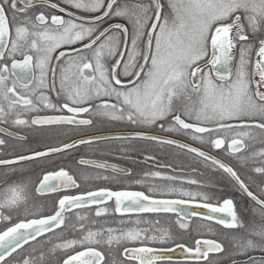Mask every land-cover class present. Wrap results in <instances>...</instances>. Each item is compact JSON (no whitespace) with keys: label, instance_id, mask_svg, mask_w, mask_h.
Masks as SVG:
<instances>
[{"label":"snow or ice","instance_id":"6c2138e0","mask_svg":"<svg viewBox=\"0 0 264 264\" xmlns=\"http://www.w3.org/2000/svg\"><path fill=\"white\" fill-rule=\"evenodd\" d=\"M98 120L138 130L86 138ZM13 128L68 131L28 154L0 138V166L40 169L35 185L0 187V264H214L210 254L264 264V147L249 151L264 145V0H0V134L26 139ZM99 141L121 142L126 158L132 141L184 150L230 177L259 219L245 221L232 197L185 189L204 185L151 154L134 178L144 191L83 188L58 158ZM33 193L57 195L49 208ZM162 215L174 216L169 226ZM192 217L209 234L212 224L239 233L225 236L232 251L218 238L178 242Z\"/></svg>","mask_w":264,"mask_h":264},{"label":"flooded vegetation","instance_id":"af4514ba","mask_svg":"<svg viewBox=\"0 0 264 264\" xmlns=\"http://www.w3.org/2000/svg\"><path fill=\"white\" fill-rule=\"evenodd\" d=\"M56 14H60V13H56ZM86 116L87 114H85V118ZM10 130L16 133L17 136L26 137V139H14L13 137L4 136L2 134H0V138H4L5 140H7L8 151L10 153L15 148L17 150H20L21 152H24V154H28L25 151L26 149L37 147L38 143H41L47 140L49 137L55 135L57 131H62V132L68 131L67 129L47 130V131H27L23 129H14V128ZM135 130H138V129H134L132 127L126 126L123 123L98 120L95 122V125L93 127L86 130L85 137H90V136H94L98 134L112 133V132H126V131H135ZM153 134L166 135L165 133H153ZM74 138L78 139L79 137H74ZM174 138L182 139L180 137H174ZM182 140H185L191 143L190 140H187V139H182ZM110 143L112 144V141H99L97 144H94L92 146H81L78 151L73 152L74 155H76L77 165L80 167V169L78 168L77 171L75 172L81 174L85 179H88L87 174H93L96 176L98 175L97 172H100L99 175L109 177V179L105 180V182H106V185H108V188H111L112 190L144 191L142 190L145 188L144 186H140L134 183V178L139 177L138 174H132L131 176H125L123 174H118V173H115L109 170L105 171L103 169H97L89 165H81L78 163V161L81 158L99 160V161H105V162H110V163L124 166L130 169L132 172L130 165L120 163L111 157L113 150H112V145ZM261 147H264V145H261L259 142L254 141L251 143L249 151L259 150ZM212 154L215 155L216 154L215 151H213ZM3 158L11 159L12 156L7 155V156H4ZM66 160H67V157L58 158V162L62 163L64 166L66 164ZM72 162L73 161L71 160L70 163ZM233 166L236 167V165H233ZM12 167L13 166H10V167L0 166V185L3 179L9 178L10 180L12 179L11 183L25 181V182H28L31 186V185H35L38 179L40 178V169L38 165H34L30 162H25L24 164L20 166H14L16 168L15 174L12 171ZM93 171H95L96 173H93ZM71 174H74V173H71ZM74 175L77 177L76 174ZM241 179H245V174L243 172L241 173ZM100 180H103V179H100ZM78 182H80V179H78ZM245 182L247 183V180H245ZM127 183L129 185L128 187H125V184ZM234 192L236 193L235 201L237 202L238 212L242 215L243 219L245 221H248L253 218L258 220L259 217L258 215H256V212L258 211L257 207L254 206L253 203L247 197H245L242 194L237 193L236 189ZM32 195L34 197L35 203H37L38 205L50 208L53 202V199L55 198L57 194H50L49 196H46V197H37L35 193H33ZM211 227L215 235L209 234L207 232V234H205L204 236H196L194 238L188 237V238H185L181 242L186 243L189 246H191L195 238H218L225 244L226 253H230L232 251V243L230 240L225 239V236L230 235V234H239V233H233L232 230L224 229L222 226L213 225ZM132 246H139V245H132ZM116 256L118 259H122V257L119 256V253H116ZM179 258H175V259H179ZM210 259L214 260V264L216 261H223V264H230V261L226 254H210ZM237 259L240 260L243 258L238 257ZM202 264H205V262H202Z\"/></svg>","mask_w":264,"mask_h":264},{"label":"trees","instance_id":"16d2710c","mask_svg":"<svg viewBox=\"0 0 264 264\" xmlns=\"http://www.w3.org/2000/svg\"><path fill=\"white\" fill-rule=\"evenodd\" d=\"M133 148L129 150V155L131 158H126L121 154L120 151V144L119 141H112V150L113 153L111 157L115 159L116 161L127 164L131 166L132 174H138L140 175L142 171L147 170L148 167H151V165L146 166L144 162L141 159V154H151L154 155L157 160L161 163H168L173 165L177 172L170 174H179V176L183 179H195L199 182H201L204 187H200L199 185H189V184H183L182 186L190 191H204L209 193L210 195H215L217 198L220 196L224 197H232L235 201L236 199V193L235 187L233 185V182L231 181V178L228 177L226 174H223L222 172H217L209 167H207L204 163H202L197 157L193 156L192 154L178 149L174 146H168V145H159L156 143L148 142V141H132ZM75 152V151H74ZM110 157V155H109ZM72 158V159H71ZM137 158V159H136ZM73 161L70 163V161ZM138 161V162H137ZM65 167L70 170L71 173H74L77 175L78 179H80V182L82 184L83 188L88 189H95L97 187H108L106 185L105 180H100L97 177L101 176L99 175L100 172H97L98 175L93 174H87L88 179H85L81 174L75 172L80 167L77 165L76 162V155L72 153L70 156H67ZM165 171H169L168 169H165ZM93 173H96L93 171ZM12 180V179H11ZM11 180L9 178L3 179L1 182L0 187H3L7 183H11ZM128 183L125 184V187H128ZM142 190H145L142 189ZM109 204V212L111 213L112 208V202H108ZM146 215V214H141ZM135 219V216L132 217H123V219ZM101 222H103L104 218H100ZM121 219V217L117 215H110L108 217V224L113 227H117L118 221ZM161 219V225L162 226H169L171 220L174 219V216L171 215H162L160 217ZM203 222L198 217H193L189 221V228L186 231H180L175 234V239L178 242L183 241L185 238L188 237H196V236H204L207 234V230L204 228H201L200 225ZM215 224H212L213 226Z\"/></svg>","mask_w":264,"mask_h":264},{"label":"water","instance_id":"95a60500","mask_svg":"<svg viewBox=\"0 0 264 264\" xmlns=\"http://www.w3.org/2000/svg\"><path fill=\"white\" fill-rule=\"evenodd\" d=\"M134 131H126V132H112V133H105V134H98V135H94V136H109V135H120V134H132ZM150 134H153V133H150ZM158 135H160V134H158ZM91 137V136H90ZM87 138V137H86ZM172 138H174V137H172ZM175 139H178V140H180L181 142H183V143H189V142H187V141H185V140H182V139H179V138H175ZM214 155V154H213ZM84 160H87V161H93V162H105V161H99V160H91V159H84ZM108 164H111V165H116V166H118V167H120V168H125V169H128V168H126V167H124V166H121V165H118V164H114V163H110V162H107ZM85 165H87V164H85ZM109 171H111V170H109ZM112 172H115V171H112ZM115 173H117V172H115ZM180 257V253H179V250H177V252L174 254V259L175 258H179Z\"/></svg>","mask_w":264,"mask_h":264}]
</instances>
